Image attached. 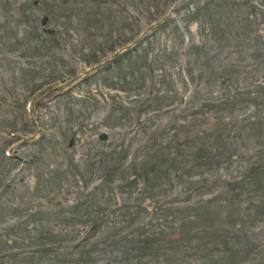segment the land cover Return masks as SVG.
I'll use <instances>...</instances> for the list:
<instances>
[{
	"label": "rangeland",
	"instance_id": "rangeland-1",
	"mask_svg": "<svg viewBox=\"0 0 264 264\" xmlns=\"http://www.w3.org/2000/svg\"><path fill=\"white\" fill-rule=\"evenodd\" d=\"M258 2L0 0V264H67L71 226H89L96 217L78 206L95 209L92 193L111 207L112 192L122 190L121 205L125 200L129 208L122 214L140 221V204L153 212L156 201L184 199L194 189L197 197H208L217 185L233 197L240 192L236 182L243 181V195L248 193L245 171L252 165L263 169L256 168L264 180V84L248 88V100L232 101L231 113L206 104L221 82L232 90L256 75L264 82ZM173 6L175 16L152 38L62 97L44 100L134 43ZM255 114L263 115L261 122L253 121ZM190 115L203 118L184 122ZM176 182L171 192L164 187ZM260 195L245 198L264 217ZM168 209L156 212L147 237L126 240L118 230L120 240L113 243L117 235L101 232L96 242L102 258L111 264H190L189 255L221 242L264 255V228L254 231L256 216L242 219L236 205ZM205 264H264V258L248 254Z\"/></svg>",
	"mask_w": 264,
	"mask_h": 264
}]
</instances>
